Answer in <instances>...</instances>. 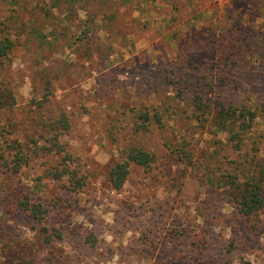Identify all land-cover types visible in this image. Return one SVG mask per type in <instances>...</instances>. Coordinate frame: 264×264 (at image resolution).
Here are the masks:
<instances>
[{
	"label": "rangeland",
	"instance_id": "1",
	"mask_svg": "<svg viewBox=\"0 0 264 264\" xmlns=\"http://www.w3.org/2000/svg\"><path fill=\"white\" fill-rule=\"evenodd\" d=\"M263 35L264 0H0V264H264Z\"/></svg>",
	"mask_w": 264,
	"mask_h": 264
},
{
	"label": "trees",
	"instance_id": "2",
	"mask_svg": "<svg viewBox=\"0 0 264 264\" xmlns=\"http://www.w3.org/2000/svg\"><path fill=\"white\" fill-rule=\"evenodd\" d=\"M263 46H264V35H263ZM9 49L8 42L0 38V57L4 56ZM199 101L195 100L194 102L195 106H197V109L202 111V113L211 114L213 109H216V107H211L210 102L214 101L213 98H207L206 100L202 99V96H199ZM205 101V102H202ZM222 106H218V112L213 118V126L217 130L231 132L232 127L236 124L237 119L240 118V116H244L243 112H240L238 115L232 108H221ZM138 118L141 121H138L139 124H137L136 129H145V125L148 122V114L147 112H141L138 114ZM249 119L253 118V115L250 114L248 116ZM61 122L65 124L66 120H63L61 118ZM264 120V117H263ZM242 121V120H241ZM244 123V122H242ZM236 132H231V136L229 135L228 139H231V147L234 149H239L240 143L235 140V134ZM186 156L190 155L189 151L183 152ZM153 159V156L148 152L145 151L142 148L138 147H130L127 152V160L124 162H118L116 163L109 171L108 179L111 183V186L114 189H119L122 184L124 183L127 175H128V161H132L140 166H149ZM65 171H56L52 173V176L54 178H60L62 175H64ZM71 173H69L70 175ZM224 184V183H223ZM259 182L258 179H256L254 176H251L250 178L246 179L244 182H237L232 183L231 181L229 184L225 183L224 187L225 190L231 193L237 200V208L238 211L245 216L251 215L255 213L262 203V197L259 194ZM25 209H28L30 214L34 219H40L42 216V209L40 206L35 204H28V202H25L24 204Z\"/></svg>",
	"mask_w": 264,
	"mask_h": 264
}]
</instances>
